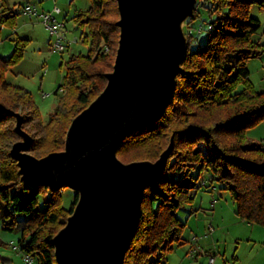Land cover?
Wrapping results in <instances>:
<instances>
[{"label":"trees","instance_id":"obj_1","mask_svg":"<svg viewBox=\"0 0 264 264\" xmlns=\"http://www.w3.org/2000/svg\"><path fill=\"white\" fill-rule=\"evenodd\" d=\"M208 2L207 23L212 29L206 31L204 43L192 46L198 37L187 40L182 71L165 112L129 133L117 152L124 163L156 161L173 142L162 178L145 190L124 264H161L181 244L186 224L177 212L193 201L192 192L205 171L231 194L241 219L264 227V143L247 135L250 128L264 123V90L255 88L247 66L250 59L264 54V44L255 39L262 23L251 15V7H264V0H198L190 19L201 20V9ZM1 8L0 41L3 27H13L19 15L6 3ZM74 18L79 27L89 28L92 40L85 34L88 52L73 54L66 62L65 93L42 133H32L29 152L40 158L65 149L72 121L103 92L115 64L120 39L118 1L91 0L90 7ZM27 42L17 39L12 54L0 56V221L4 231L14 232L19 215H26L18 247L38 264H57L53 239L73 214L79 193L72 206L64 208L61 189L26 185L11 155L13 144L22 140L16 130L18 114L28 132L36 120L42 122L32 93L6 78L23 59ZM239 85L243 90H237ZM196 171L195 181L189 182L186 177Z\"/></svg>","mask_w":264,"mask_h":264},{"label":"water","instance_id":"obj_2","mask_svg":"<svg viewBox=\"0 0 264 264\" xmlns=\"http://www.w3.org/2000/svg\"><path fill=\"white\" fill-rule=\"evenodd\" d=\"M120 39L103 92L74 118L63 151L38 158L18 114L13 144L26 185L69 186L79 200L53 239L57 264H124L137 231L145 190L162 178L173 143L156 161L124 163L117 152L136 128L171 102L188 41L182 23L197 0H117Z\"/></svg>","mask_w":264,"mask_h":264},{"label":"rangeland","instance_id":"obj_3","mask_svg":"<svg viewBox=\"0 0 264 264\" xmlns=\"http://www.w3.org/2000/svg\"><path fill=\"white\" fill-rule=\"evenodd\" d=\"M42 1L0 0V10L3 3H6L19 12L15 25L13 27L4 26L2 29L0 56L9 57L14 51L17 39H28L23 59L10 68L6 78L11 83L24 87L32 93L42 122L39 123L36 120L34 122L36 126H29L30 132H27L31 135L42 133L43 125L49 120L60 97L65 93L59 92L58 89L64 84L66 62L73 54L88 52L89 44L84 42L85 34L88 35L90 42L92 40L89 28L79 27L74 18L79 10H87L90 7L91 0H54V4L60 9L57 13L58 18L66 23L68 38L77 39V42L64 53L51 49L50 35L44 24L38 18L30 19L22 11L25 4H36L40 7ZM210 5L208 2L206 7L201 9V20H191L189 17L182 23L187 40L192 36L193 38L198 37V40L192 41V46L206 41L207 32L199 33L196 29L199 24L210 20ZM251 15L262 23L255 39L264 44V7L253 5ZM18 65H21V71L15 69ZM247 66L250 71V80L255 88L263 91L264 54L250 59ZM237 90H243V85H239ZM247 135L252 140L264 143V123L250 128ZM200 148L204 153L207 152L205 144L202 143ZM197 175V171L192 172L186 179L189 182L195 181L194 178ZM192 193L193 201L177 212L178 217L186 224L181 244L176 245L166 254L161 264H182L184 258L186 262L183 264H208L211 257H215L213 264H264V227L241 219L236 213V204L231 194L222 189L217 182H212L208 171L201 174L197 188ZM75 194L76 190L69 186L61 188V205L69 209L74 202ZM17 230L20 231L21 226ZM0 246V264H25L24 257L19 250L9 246ZM194 248L197 253L195 257L190 258L189 254ZM207 251H211L212 254H207Z\"/></svg>","mask_w":264,"mask_h":264},{"label":"built area","instance_id":"obj_4","mask_svg":"<svg viewBox=\"0 0 264 264\" xmlns=\"http://www.w3.org/2000/svg\"><path fill=\"white\" fill-rule=\"evenodd\" d=\"M22 11L30 19L38 18L44 24L50 35V47L54 51L64 53L69 51L71 46L77 42V39L70 40L68 38L66 23L58 18L57 13L60 12V9L56 5H54V7L50 10H44L36 4H25ZM210 29H212L211 24L201 23L198 25L196 30L199 33H202ZM190 32L192 34V31ZM59 92H65L64 85L59 87ZM193 253L194 251L192 250L190 254ZM24 261L25 264H38L36 258L30 254H24ZM214 261L215 257H211L210 264H213Z\"/></svg>","mask_w":264,"mask_h":264},{"label":"crops","instance_id":"obj_5","mask_svg":"<svg viewBox=\"0 0 264 264\" xmlns=\"http://www.w3.org/2000/svg\"><path fill=\"white\" fill-rule=\"evenodd\" d=\"M54 0L53 1H49V0H43L42 2H41V8L42 9H44V10H50V9H52L53 7H54ZM50 41V40H49ZM21 65H18V66H16V70L18 69H20L19 71H21V67H20ZM26 218H27V216L26 215H24V214H20L19 215V221L21 222V225H18V227L19 226H21V230H22V228H23V225H24V223H25V220H26ZM19 222V223H20ZM250 223V222H249ZM17 227V228H18ZM17 228H16V230L14 231V232H11V233H7V232H5L3 229H2V223H1V221H0V245H2V246H9V247H12V248H14L15 250H19L21 253H22V255H23V257H24V253L20 250V248L18 247V244H17V242H18V239H20V237H21V230L19 231V230H17ZM1 247V246H0ZM193 248V247H192ZM193 251H194V253L193 254H189V257L190 258H193V257H195V255H196V253H197V251H196V249L194 248L193 249ZM207 254H212V252L211 251H207ZM186 262V258H184L183 259V261H182V264L183 263H185ZM215 262V261H214ZM208 264H210V262L208 263Z\"/></svg>","mask_w":264,"mask_h":264}]
</instances>
